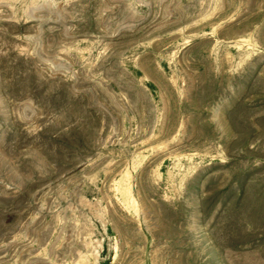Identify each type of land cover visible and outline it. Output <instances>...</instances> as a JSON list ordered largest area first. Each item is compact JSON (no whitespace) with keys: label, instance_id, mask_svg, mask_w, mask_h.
Wrapping results in <instances>:
<instances>
[{"label":"rangeland","instance_id":"374dc122","mask_svg":"<svg viewBox=\"0 0 264 264\" xmlns=\"http://www.w3.org/2000/svg\"><path fill=\"white\" fill-rule=\"evenodd\" d=\"M0 264H264V0H0Z\"/></svg>","mask_w":264,"mask_h":264}]
</instances>
